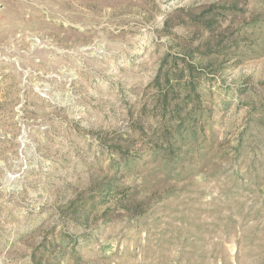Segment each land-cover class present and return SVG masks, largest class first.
<instances>
[{
  "label": "rangeland",
  "instance_id": "1",
  "mask_svg": "<svg viewBox=\"0 0 264 264\" xmlns=\"http://www.w3.org/2000/svg\"><path fill=\"white\" fill-rule=\"evenodd\" d=\"M0 264H264V0H0Z\"/></svg>",
  "mask_w": 264,
  "mask_h": 264
}]
</instances>
